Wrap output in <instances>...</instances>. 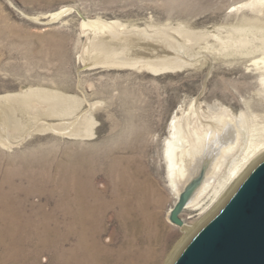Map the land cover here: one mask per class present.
<instances>
[{"label": "rangeland", "instance_id": "374dc122", "mask_svg": "<svg viewBox=\"0 0 264 264\" xmlns=\"http://www.w3.org/2000/svg\"><path fill=\"white\" fill-rule=\"evenodd\" d=\"M159 59L179 63L155 66ZM32 90L46 94L24 96ZM71 97L78 100L71 113L51 108ZM194 113L220 134L230 130L198 155L204 180L217 171L219 184L263 146L264 0H0V191L35 223L64 217L67 199L56 183L73 151L98 169L95 186L108 197L125 157L153 187V245L164 263L172 254L171 264L195 232L180 244L186 227L218 210L207 215L209 195L203 207L183 210L185 226L170 220L178 197L164 143L172 117ZM112 215L109 229L118 224ZM8 247L0 242V264H14ZM39 257L50 264L48 252ZM22 264L35 263L28 255Z\"/></svg>", "mask_w": 264, "mask_h": 264}, {"label": "bare ground", "instance_id": "6f19581e", "mask_svg": "<svg viewBox=\"0 0 264 264\" xmlns=\"http://www.w3.org/2000/svg\"><path fill=\"white\" fill-rule=\"evenodd\" d=\"M85 21L86 25L89 23L101 28L110 25L94 20ZM170 63L177 65L179 62L176 60L161 62L160 60V63L154 65ZM34 94L43 96L46 93L32 90L25 92L24 96ZM77 103V98L71 97L69 103H55L51 105V108L69 114L76 109ZM200 116L195 113L189 116L176 114L169 122V135L164 143V156L168 161V173L177 197L186 183L199 170L198 155L204 152L202 149L212 148L211 144L214 142L221 144L227 136V131H230L226 129V132L220 134L210 123H205ZM86 129L91 130L88 126ZM234 139L223 148L222 152L233 148ZM262 157H264V144L259 148L258 153L257 149H253L251 154L244 157V161L237 162L231 168L230 174L219 184H217L218 172L214 171L215 173L203 180L188 201L186 208L203 207L204 199L211 195V204L207 205L210 211L207 215L219 209L237 184ZM124 158H118L119 167L117 171L115 170L113 193L111 197H108L95 186L94 177L98 169L92 167L89 159L73 151L70 163L65 169L61 167L64 177L61 175V181L56 183L60 186L63 197L67 199L66 211L64 217L58 218L55 215L54 218L52 217L53 225L49 220L35 223L34 213L26 214L21 206L16 202H10L9 199L3 201L4 193L0 191V201L3 202H0V242L3 248L8 245L15 250L11 256L13 263L22 264L30 255L35 264H42L39 256L42 252H48L49 257H44L43 260H47L50 264H163L160 252L158 253L153 245L154 241L159 238L155 234V221L149 209L153 187L150 186L151 183L146 178L147 176L145 177V170L143 168L134 169L130 165L125 166ZM232 177L235 179L229 184ZM111 210L113 220H118V224L109 229L110 226L107 228L106 221L108 212ZM50 217L48 215L47 219ZM61 223L65 225L63 229ZM198 226L199 224L186 227V235L180 244H183ZM109 230L110 235L104 240L103 234ZM34 238L37 240L35 248L27 249L26 243L35 240ZM115 239H119L116 244ZM7 259L1 257L2 262ZM169 259L164 264H168Z\"/></svg>", "mask_w": 264, "mask_h": 264}, {"label": "water", "instance_id": "95a60500", "mask_svg": "<svg viewBox=\"0 0 264 264\" xmlns=\"http://www.w3.org/2000/svg\"><path fill=\"white\" fill-rule=\"evenodd\" d=\"M206 172L204 162L183 187L170 211L172 222L185 224L181 213ZM171 264H264V157L195 230Z\"/></svg>", "mask_w": 264, "mask_h": 264}]
</instances>
